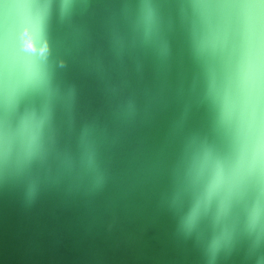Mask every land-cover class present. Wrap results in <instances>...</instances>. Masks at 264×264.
<instances>
[{"label":"water","instance_id":"1","mask_svg":"<svg viewBox=\"0 0 264 264\" xmlns=\"http://www.w3.org/2000/svg\"><path fill=\"white\" fill-rule=\"evenodd\" d=\"M0 264H264V0H0Z\"/></svg>","mask_w":264,"mask_h":264}]
</instances>
